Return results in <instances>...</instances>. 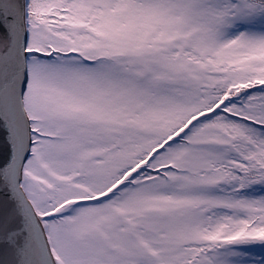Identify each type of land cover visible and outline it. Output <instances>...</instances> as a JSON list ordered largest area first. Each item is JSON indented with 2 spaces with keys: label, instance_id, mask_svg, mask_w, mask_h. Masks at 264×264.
Here are the masks:
<instances>
[{
  "label": "snow or ice",
  "instance_id": "obj_1",
  "mask_svg": "<svg viewBox=\"0 0 264 264\" xmlns=\"http://www.w3.org/2000/svg\"><path fill=\"white\" fill-rule=\"evenodd\" d=\"M0 264H264V0H0Z\"/></svg>",
  "mask_w": 264,
  "mask_h": 264
}]
</instances>
